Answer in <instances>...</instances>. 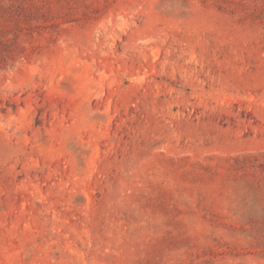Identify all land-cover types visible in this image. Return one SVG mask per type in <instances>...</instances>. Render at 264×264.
Listing matches in <instances>:
<instances>
[{
	"label": "rangeland",
	"instance_id": "374dc122",
	"mask_svg": "<svg viewBox=\"0 0 264 264\" xmlns=\"http://www.w3.org/2000/svg\"><path fill=\"white\" fill-rule=\"evenodd\" d=\"M0 264H264V0H0Z\"/></svg>",
	"mask_w": 264,
	"mask_h": 264
}]
</instances>
